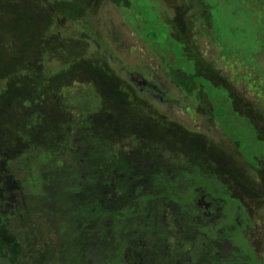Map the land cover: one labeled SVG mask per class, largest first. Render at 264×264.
Instances as JSON below:
<instances>
[{
    "label": "rangeland",
    "instance_id": "1",
    "mask_svg": "<svg viewBox=\"0 0 264 264\" xmlns=\"http://www.w3.org/2000/svg\"><path fill=\"white\" fill-rule=\"evenodd\" d=\"M151 1L165 26L137 24L128 0H0V183L7 162L31 164L42 151L69 160L78 132L74 98L89 91L87 119L97 136L113 150L156 142L169 162L215 175L248 213L247 240L264 258V162L257 168L242 158L200 83L190 94L181 90L184 74L157 45L180 43L193 59L184 66H206L196 79L226 89L228 103L264 140V0ZM68 7L73 15L64 14ZM250 103L258 108L245 110Z\"/></svg>",
    "mask_w": 264,
    "mask_h": 264
},
{
    "label": "trees",
    "instance_id": "2",
    "mask_svg": "<svg viewBox=\"0 0 264 264\" xmlns=\"http://www.w3.org/2000/svg\"><path fill=\"white\" fill-rule=\"evenodd\" d=\"M128 1L137 24L165 26L153 1ZM179 44L157 45L172 52L184 74L181 90L190 94L193 83H200L221 133L258 168L264 140L246 120H233L226 89L196 79L206 66H184L189 59ZM74 100L78 132L67 162L45 151L32 156L31 164L7 162L9 174L0 183V264H51V257L52 264H264L247 240L248 213L215 175L196 163L169 162L152 141L113 150L91 129L89 91ZM51 235L52 243L43 246Z\"/></svg>",
    "mask_w": 264,
    "mask_h": 264
},
{
    "label": "flooded vegetation",
    "instance_id": "3",
    "mask_svg": "<svg viewBox=\"0 0 264 264\" xmlns=\"http://www.w3.org/2000/svg\"><path fill=\"white\" fill-rule=\"evenodd\" d=\"M229 104H230V103H229ZM251 105H252L251 103H250V104H246V105H245V107H246L245 110L252 111V110H254L255 108H258L257 106L255 107V105H254L255 108L253 109V108L251 107ZM230 106H231V105H230ZM231 109H232V111L235 113V117L233 118L234 121L236 120V118H239V119H240V122H241V120H246V122H247L249 125H252V126L254 125L253 122L251 121V119H250V118H247L246 115H245V116H240L239 114L236 113V111H235L236 109H235V108H232V107H231ZM256 110H257V109H256ZM259 110H260V109H259ZM260 111H261V110H260ZM246 122H245V123H246ZM239 125H242V124H239ZM239 125H238V126H239ZM254 126H255V125H254ZM254 126H253V127H254ZM255 127H256V126H255ZM255 127H254V129L256 130V135L258 136V134H257V128H255ZM220 208H221V206H219V209H220Z\"/></svg>",
    "mask_w": 264,
    "mask_h": 264
},
{
    "label": "crops",
    "instance_id": "4",
    "mask_svg": "<svg viewBox=\"0 0 264 264\" xmlns=\"http://www.w3.org/2000/svg\"><path fill=\"white\" fill-rule=\"evenodd\" d=\"M212 69L215 71L217 68L216 67H212Z\"/></svg>",
    "mask_w": 264,
    "mask_h": 264
}]
</instances>
